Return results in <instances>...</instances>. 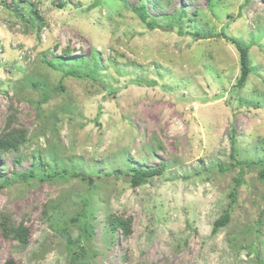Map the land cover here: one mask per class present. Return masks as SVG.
<instances>
[{
	"label": "rangeland",
	"instance_id": "rangeland-1",
	"mask_svg": "<svg viewBox=\"0 0 264 264\" xmlns=\"http://www.w3.org/2000/svg\"><path fill=\"white\" fill-rule=\"evenodd\" d=\"M223 29L252 45L241 89L235 46L190 35ZM8 118L26 140L0 152V226L29 239L0 230V264H70L86 201L87 264H264V180L235 167L264 161V0H0V134ZM137 166L161 172L133 186ZM54 171L68 174L41 180ZM111 217H131V234Z\"/></svg>",
	"mask_w": 264,
	"mask_h": 264
},
{
	"label": "trees",
	"instance_id": "trees-1",
	"mask_svg": "<svg viewBox=\"0 0 264 264\" xmlns=\"http://www.w3.org/2000/svg\"><path fill=\"white\" fill-rule=\"evenodd\" d=\"M251 0H247V3ZM59 6H62L61 3H59ZM135 12L139 15L141 20L147 25V27L151 30H154L157 28V22L156 19L151 18V20L148 22L147 19L149 18V14L146 12V7L144 4H141L134 8ZM186 8L181 7L180 11L178 12L177 16V23L181 22L183 18H185V11ZM170 26L171 25H167ZM179 34H182V31H179ZM192 38H202V39H208L211 37L215 38H222L225 41L233 44L235 48L237 49L239 53V62H240V74L239 77L236 80L235 85L232 87L233 89H241L250 74L252 73V69L250 66V58H249V51L251 48V44H243L241 41H239L236 38H233L231 36H228L224 29L220 30V32L214 36L211 35H201L199 31H194L193 33H190ZM72 60L76 62H81L83 60L82 57H74ZM68 60H62L59 59L56 61V64L48 63L50 67L56 68V66H63L64 62H67ZM66 76L69 75H75L73 72H66ZM10 119L6 121L3 130L0 134V152H18L19 148L24 145L26 140V133L23 129L18 128H11L10 127ZM236 156V148L234 146V139L231 138V152H230V158L235 159ZM245 165L248 167H260L259 174L260 178L264 180V161L257 160V162L254 161H236L235 167ZM230 167H234L231 165ZM132 174L130 175V183L133 186H140L145 183H147L150 179H152L154 176L159 174L161 172V168H151V167H145V166H137L132 167ZM230 170V169H229ZM68 173L63 172H56L54 171L53 174H46L41 177V180L54 178L58 176L65 177ZM23 178L28 181V179H35L36 176H34L31 172L28 173V176H23ZM233 188L230 191L228 198L229 203L226 207V209L223 211L222 215L216 219L212 225V233L216 234L220 229L226 227L228 223L230 222V211L232 208V205L236 202V196L238 192V187L241 184V178L237 177L233 179ZM84 211L82 214H80L77 217L71 218V221L73 223H77L78 228L80 230L79 237L74 240L73 242L68 241L67 245L69 246V256H70V264H87L85 262V259L88 257V251L85 249L84 244L91 236L93 232L92 224L94 222V214L92 213L90 209V203L84 202ZM131 222L132 218H126L123 219L121 217H111L109 220V225L111 227L110 233H113L117 231L118 229H121L124 235L131 234ZM0 230L2 231V234L5 238H11L14 240H17L22 245L28 244L29 239V230L27 227L23 225V223H19L16 226H13L12 224L6 225V223L2 224L0 226ZM8 264H10L8 262Z\"/></svg>",
	"mask_w": 264,
	"mask_h": 264
}]
</instances>
